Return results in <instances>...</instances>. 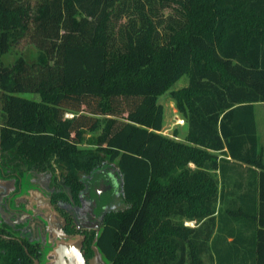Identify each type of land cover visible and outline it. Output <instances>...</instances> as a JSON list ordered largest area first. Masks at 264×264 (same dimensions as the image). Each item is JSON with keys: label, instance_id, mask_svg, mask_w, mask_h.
Returning a JSON list of instances; mask_svg holds the SVG:
<instances>
[{"label": "trees", "instance_id": "obj_1", "mask_svg": "<svg viewBox=\"0 0 264 264\" xmlns=\"http://www.w3.org/2000/svg\"><path fill=\"white\" fill-rule=\"evenodd\" d=\"M171 3L177 16L163 17ZM22 40L41 58L4 65ZM183 76L177 142L161 134L158 97ZM259 103L264 0H0V184L50 175L53 202L79 204L117 165L127 206L105 212L98 234L62 226L83 236L85 263L95 245L108 264H264ZM31 221L0 216V264L40 263L20 236Z\"/></svg>", "mask_w": 264, "mask_h": 264}, {"label": "rangeland", "instance_id": "obj_2", "mask_svg": "<svg viewBox=\"0 0 264 264\" xmlns=\"http://www.w3.org/2000/svg\"><path fill=\"white\" fill-rule=\"evenodd\" d=\"M171 7L163 11V17L175 18L176 6L171 3ZM160 34L164 31L160 28ZM19 57H23L29 62L38 61L41 54L34 44L27 40H22L14 45L9 52L1 57V62L4 65H13ZM187 76L181 77L167 91L159 95L158 102L164 108V125L161 131L166 137L180 138L177 142L183 141V134L186 133V122L184 126L178 125L177 120H183L182 115L175 107L171 99V93L178 91L187 86ZM20 96L39 101V95L32 93L20 94ZM264 107V106H263ZM259 107L258 109H264ZM70 117V115H67ZM173 136V137H172ZM93 134L88 133L87 140L80 148H92ZM91 138V139H90ZM88 139H90L88 141ZM176 141V140H175ZM109 166L105 171L94 175L90 181L89 197L84 200L88 202L96 201L98 205L95 207L96 215L101 217L105 212H118L124 209L127 205L121 192L120 178L117 171L116 162L107 164ZM50 175L38 174L35 176L26 174L21 182V188L15 192V186L12 183H3L5 193L2 197H7L11 193L15 195L9 196L7 202L9 212L12 216H19L16 222L11 221L15 225L23 219H31V228L20 234L21 237L32 239L33 242H39L43 249V258L39 264H108L104 256L93 245V257L89 262L85 263L81 253V234H67L62 230V219L58 210L50 202L51 190L49 189ZM37 223V224H36ZM35 225L36 228H33ZM183 226L190 229L200 227L191 221H183ZM96 234L99 233L101 227L94 229Z\"/></svg>", "mask_w": 264, "mask_h": 264}, {"label": "flooded vegetation", "instance_id": "obj_3", "mask_svg": "<svg viewBox=\"0 0 264 264\" xmlns=\"http://www.w3.org/2000/svg\"><path fill=\"white\" fill-rule=\"evenodd\" d=\"M6 183H8V182H6ZM49 189L51 190V196H52L53 190L50 187H49ZM5 191L6 190H5L4 184L3 185L0 184V216H1V218H3L4 221H8L10 223H11V221L16 222L17 220H14L13 216L9 212V208H8V204H7V202L9 201V196L8 197H2V195L5 193ZM88 192H90V191H88ZM88 192H85L82 195V197L80 198L79 204H75V203L74 204H67V203L58 202V201L53 202L54 200H52V197L50 198V202L54 205V207L57 210H58L59 206L66 208V212L68 213L67 215L70 217L69 218L67 216V218L62 220L61 227L63 226L64 222H66V223L70 222L71 226L74 225L77 229H83V230H85V229H89V230L90 229H98L100 227L101 217L100 216L98 217L96 215V212H95V207H96V205H98V203L96 201L88 202V201L84 200V198L86 196L89 197ZM58 212H59V210H58ZM60 217H61V215H60ZM30 223H29V229L31 228ZM97 224H99V227H96ZM13 226H15V225L13 224ZM34 227L36 228L35 225H34ZM3 237H6V236H3ZM27 241L30 243H33V244L37 243L40 246L39 249L43 253L42 246L39 242H33L32 239H30V238L27 239ZM25 251L28 253L26 248H25ZM34 261H37V264H39V261L37 259L33 260V264H34Z\"/></svg>", "mask_w": 264, "mask_h": 264}, {"label": "crops", "instance_id": "obj_4", "mask_svg": "<svg viewBox=\"0 0 264 264\" xmlns=\"http://www.w3.org/2000/svg\"><path fill=\"white\" fill-rule=\"evenodd\" d=\"M263 106H264V103L255 104L254 115H255V122H256V131H257V136H258V143H259V147L261 148V151H262V157L264 159V109H258L259 107L262 108ZM177 121H180V120H177ZM184 124H185V121H184ZM184 124H182V126H184ZM178 125H180V124H178ZM184 129H186L188 131L187 126H185L183 128V132H184ZM187 131H186V133H182L183 134V141L182 142H185V139L187 136ZM179 139L180 138L174 137V140H176V141Z\"/></svg>", "mask_w": 264, "mask_h": 264}, {"label": "built area", "instance_id": "obj_5", "mask_svg": "<svg viewBox=\"0 0 264 264\" xmlns=\"http://www.w3.org/2000/svg\"><path fill=\"white\" fill-rule=\"evenodd\" d=\"M177 124H180V125L184 124V120L177 121Z\"/></svg>", "mask_w": 264, "mask_h": 264}, {"label": "water", "instance_id": "obj_6", "mask_svg": "<svg viewBox=\"0 0 264 264\" xmlns=\"http://www.w3.org/2000/svg\"><path fill=\"white\" fill-rule=\"evenodd\" d=\"M96 227H99V224H97ZM33 228H35V227L33 226ZM34 264H37V261H34Z\"/></svg>", "mask_w": 264, "mask_h": 264}]
</instances>
